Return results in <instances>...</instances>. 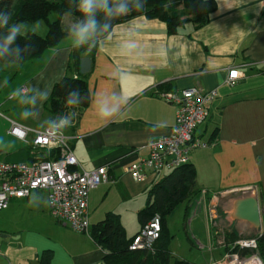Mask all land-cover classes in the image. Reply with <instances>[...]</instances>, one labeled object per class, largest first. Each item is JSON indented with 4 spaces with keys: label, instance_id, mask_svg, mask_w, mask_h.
I'll return each instance as SVG.
<instances>
[{
    "label": "crops",
    "instance_id": "1",
    "mask_svg": "<svg viewBox=\"0 0 264 264\" xmlns=\"http://www.w3.org/2000/svg\"><path fill=\"white\" fill-rule=\"evenodd\" d=\"M216 4L206 23H186L176 33H169L166 22L159 18L134 16L115 24L90 52H81L74 76L87 80L91 99L78 116L77 109L69 110L75 120L64 132L83 169L104 165L110 169L112 180L90 193V224L114 213L126 234L133 226L132 233L127 234L131 238L142 227L138 214L148 203L151 187L163 176L149 172L144 181L136 182L127 168L148 156V143L168 134L175 124L177 106L161 94L190 87L216 89L218 96L209 106V116L196 131L209 146L190 154L198 192L188 207L194 203L193 219L203 212L200 222L206 223L207 232H198L201 236L196 234V238L198 248L207 247L210 252L208 264L224 254V247L217 244L220 234L216 235L211 214L217 215L218 228L224 233L235 232L236 239L251 237L259 229L237 220L234 209L237 199L254 195L236 192L256 187L258 201L264 204V0H216ZM75 19L62 17L66 32L70 20ZM45 25L39 30L31 25L28 31L45 35ZM128 41H134L136 47L125 48ZM73 49L67 35L57 46L20 67L0 62V108L17 86L43 88L48 83L54 87L66 75ZM234 68L243 75L230 84L228 72ZM5 79L7 86L3 85ZM105 95L119 102L121 108L107 123L98 117L96 106L98 96ZM48 100L43 107L38 106L40 117L36 121L5 116L0 160L29 162L31 156L41 158V151L33 150L31 143L51 119L46 111ZM13 123L26 129V140L9 133ZM48 201L47 192L39 191L12 200L5 209L7 215L0 220L5 227L0 230V264H40L45 253L48 264H106L105 251L90 234L76 232L54 219ZM131 220H135L134 225Z\"/></svg>",
    "mask_w": 264,
    "mask_h": 264
},
{
    "label": "built area",
    "instance_id": "2",
    "mask_svg": "<svg viewBox=\"0 0 264 264\" xmlns=\"http://www.w3.org/2000/svg\"><path fill=\"white\" fill-rule=\"evenodd\" d=\"M242 71L234 68L228 72L227 82L233 84L242 76ZM162 97L177 106L175 124L170 132L148 143L149 155L132 163L127 171L136 182L144 181L147 173L171 172L190 164V154L203 149L209 143L196 136L198 127L208 118L209 106L218 96L216 89L203 91L190 87L180 92H164ZM10 134L27 139V131L13 123ZM44 128L36 132L32 141L35 151L59 149L58 158H37L33 162H7L0 160V211L7 209L14 199H24L32 194L45 191L48 194L50 215L79 233H89V201L93 189L112 180L109 166L85 170L80 165L65 134L56 138ZM241 194L252 193L258 199L256 187L239 189ZM261 227L253 237H240L229 244V250L221 259L210 264H264L260 250V238L264 237V204L259 203ZM211 223L216 215L211 214ZM217 244L226 246L224 231L215 225ZM222 232V233H221ZM161 233V217L155 214L133 237L131 250L155 251L156 241Z\"/></svg>",
    "mask_w": 264,
    "mask_h": 264
},
{
    "label": "trees",
    "instance_id": "3",
    "mask_svg": "<svg viewBox=\"0 0 264 264\" xmlns=\"http://www.w3.org/2000/svg\"><path fill=\"white\" fill-rule=\"evenodd\" d=\"M216 7V0H147V7L144 11H133L112 23L115 25L134 16L145 15L149 18L163 20L167 24L168 32L176 33L186 23L196 26L203 25ZM69 8V0H0V11H11L13 22L35 23L42 20L47 24L48 30L45 35L30 30L25 37L17 40L22 48L26 45L29 47V52L25 53L24 62L40 56L50 47L57 46L67 36V32L62 26V17ZM51 14L57 15V19L51 21ZM73 16L79 19V13L74 10ZM98 18L103 20L102 15ZM85 49H88V45L73 49L66 75L53 87L52 94L46 103V111L51 119L66 116L69 113L71 107L65 104V100L68 93L74 89L79 90L81 96L85 98L83 103L75 108L77 116L90 103L91 95L87 80L84 77L74 76L79 67L81 52ZM72 120L74 121L75 117ZM27 153L29 154L28 150ZM41 154L43 159L58 158L59 149L41 150ZM35 160L31 156L29 162ZM196 176L194 165L187 164L169 172L151 187L148 203L140 210L138 217L142 227L155 214H159L161 217V233L156 241L154 252L131 250L129 245L134 236L131 238L127 236L120 217L114 213H107L103 220L91 225L89 234L105 251L106 264H197L186 259L173 258L170 250L172 235L168 227V218L183 202L191 200L198 192ZM225 237L227 245L224 246V252L229 250V244L237 238V235L235 232H231L225 233ZM259 240L260 250L264 255V237ZM48 261V254L45 253L40 264H48Z\"/></svg>",
    "mask_w": 264,
    "mask_h": 264
},
{
    "label": "clouds",
    "instance_id": "4",
    "mask_svg": "<svg viewBox=\"0 0 264 264\" xmlns=\"http://www.w3.org/2000/svg\"><path fill=\"white\" fill-rule=\"evenodd\" d=\"M70 8L64 13L65 16L72 17L73 10L79 13V19L70 20L67 35L71 39L72 47L81 48L88 45L90 52L97 46L98 38L108 33L113 28V21L130 14L133 11L142 12L147 7V0H69ZM102 15L103 20L98 16ZM28 26L22 21H12V12L9 10L0 11V62H4L11 67H20L25 60V53L29 52V47H21L17 40L25 37ZM125 48L136 47L134 41H128ZM82 69L85 65H81ZM55 83V82H53ZM9 81L5 79L3 85L7 86ZM53 84L45 83L44 87L33 85L30 87L17 86L8 93V98L15 100L20 106V118L24 121H36L40 117L39 107L52 94ZM85 98L80 91L74 89L69 92L65 104L71 108H78ZM98 117L109 122L121 111L119 102L108 96H98L96 100ZM49 119L44 125V133L48 135L53 132L52 138L64 134L72 126V116Z\"/></svg>",
    "mask_w": 264,
    "mask_h": 264
},
{
    "label": "rangeland",
    "instance_id": "5",
    "mask_svg": "<svg viewBox=\"0 0 264 264\" xmlns=\"http://www.w3.org/2000/svg\"><path fill=\"white\" fill-rule=\"evenodd\" d=\"M56 19H57V15H55V14L50 15L51 21H54ZM25 23L28 27L35 24L37 30H39L41 28V25L46 24L42 20L37 21L36 23H27V22H25ZM1 92H3V87H2ZM7 101H8V103L4 107L0 108L1 115H4L3 117L0 116V133H1V135H3L4 132H6L7 122H6L5 116L10 117V118L14 117L15 119H20V115H19V113L21 111L20 106L16 103L15 100H9L8 99ZM13 106H15V107H13ZM72 125H73V122H72ZM168 173H169L168 171H162L158 175V178L165 176ZM236 193H238L236 195H240L241 192H236ZM43 195L44 194H42V196ZM189 201L183 202L176 209L175 213L171 217L168 218V227L170 230V234L172 235L171 242H170V250H171V253H173L172 256L174 259H181L182 258V259H186V260L195 262L197 264H208V262L210 260V256H211L210 252H208L207 247H206V249H203V250L199 249L198 245H197V238H196V234L201 236V234L198 232H202L205 234L207 232L206 223L203 221L200 222V219L203 218V216H202L203 212L202 211L198 212L196 215L197 217L195 216V218L193 219V213H194L195 206H194V203H192L188 207ZM36 211L37 210H35V212ZM2 215L3 216L7 215V212L5 210L0 211V220H1ZM216 217H217V215H216ZM217 219L218 218H215L214 224L219 226L217 223ZM196 223H197V225H196ZM134 224H135V220H131V225H134ZM132 227L133 226L128 228L127 234L132 233V231H131ZM195 227L197 228L196 230H194ZM4 228L5 227L0 223V230L4 229ZM258 232H259V230L254 232L253 234L256 235V233H258ZM238 237H242V236H238ZM213 255L216 258L220 257V254L218 252H214Z\"/></svg>",
    "mask_w": 264,
    "mask_h": 264
},
{
    "label": "water",
    "instance_id": "6",
    "mask_svg": "<svg viewBox=\"0 0 264 264\" xmlns=\"http://www.w3.org/2000/svg\"><path fill=\"white\" fill-rule=\"evenodd\" d=\"M234 216L237 220L248 222L259 229L261 227V218L258 199L254 196L237 199Z\"/></svg>",
    "mask_w": 264,
    "mask_h": 264
}]
</instances>
